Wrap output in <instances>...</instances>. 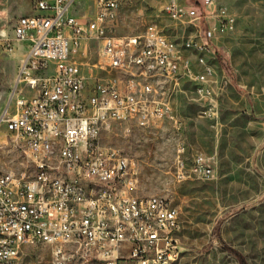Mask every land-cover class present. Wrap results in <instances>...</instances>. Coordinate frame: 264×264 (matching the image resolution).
<instances>
[{"label": "built area", "instance_id": "built-area-1", "mask_svg": "<svg viewBox=\"0 0 264 264\" xmlns=\"http://www.w3.org/2000/svg\"><path fill=\"white\" fill-rule=\"evenodd\" d=\"M129 2L35 0V13L20 17L4 40L22 56L0 127L31 168L0 170V264H20L23 247L34 243L52 246L53 264H166L185 250L178 207L162 195L136 194L135 158L101 139L114 122L177 120L174 98L185 84L200 115L217 119L229 79L210 73V40L236 17L219 0H192L188 8L169 0L171 18L197 27L180 45L153 23L117 33ZM90 41L101 47L95 65L116 75L84 69ZM184 151L180 177L215 176L209 157L199 153L186 166Z\"/></svg>", "mask_w": 264, "mask_h": 264}, {"label": "rangeland", "instance_id": "rangeland-1", "mask_svg": "<svg viewBox=\"0 0 264 264\" xmlns=\"http://www.w3.org/2000/svg\"><path fill=\"white\" fill-rule=\"evenodd\" d=\"M169 0H130L119 12L116 32L137 34L153 23L180 45L197 29L178 22L164 10ZM184 8L192 0H177ZM236 17L232 29L212 31V76L224 74L229 83L221 96L217 120L199 114V105L180 94L175 100L177 120L156 119L147 126L114 122L102 143L121 148L136 160L138 195L168 197L180 211L179 238L185 247L172 264H241L221 239L241 252L249 264H264V0H219ZM35 0H0V114L8 105L22 51L4 44L14 37L19 18L35 13ZM209 32L207 25L202 24ZM100 44L90 41L84 69L102 76ZM218 52L229 62L224 69ZM192 88V87H191ZM193 89V88H192ZM6 125L0 127V170L23 172L24 156L9 144ZM184 156H209L215 176L180 177L179 148ZM52 246L25 245L20 264H53Z\"/></svg>", "mask_w": 264, "mask_h": 264}, {"label": "crops", "instance_id": "crops-1", "mask_svg": "<svg viewBox=\"0 0 264 264\" xmlns=\"http://www.w3.org/2000/svg\"><path fill=\"white\" fill-rule=\"evenodd\" d=\"M21 51H22V49H20ZM213 72V68H212V66L210 65V73H212ZM192 86L191 85H189V84H185V91L184 92H180V93H178L176 96H175V98H174V103H173V105H174V113H175V100H176V98H177V96H179L180 94H185L188 98H190L191 99V97L193 96V91H192V88H191ZM192 100V99H191ZM221 102V101H220ZM199 114H200V106H199ZM220 114V113H219ZM175 115H176V113H175ZM204 117V116H203ZM205 118H207V117H205ZM219 118V117H218ZM217 118V119H218ZM208 119H210V118H208ZM217 119H211V120H217ZM185 152V151H184ZM184 152H182V157L184 158V160H185V162H186V166H189L192 162H193V158L197 155V154H199V153H195V154H192V157L191 158H188V157H185L184 156ZM179 154H180V148H179V153H178V156H179ZM204 155H206V154H204ZM178 156H177V172H178ZM207 156V155H206ZM207 157H209V156H207ZM135 163H136V160H135ZM190 177H193V176H190Z\"/></svg>", "mask_w": 264, "mask_h": 264}, {"label": "trees", "instance_id": "trees-1", "mask_svg": "<svg viewBox=\"0 0 264 264\" xmlns=\"http://www.w3.org/2000/svg\"><path fill=\"white\" fill-rule=\"evenodd\" d=\"M217 56H218V59H219V62H220V64H221V66H222L224 69L229 70V69L231 68V67H230V64H229V62H228V61L222 56V53L218 52ZM221 244H222V246H223L225 249L230 250L231 252H233V253L237 256V258L240 260L241 264H249V263L247 262V260L245 259L244 255H243L241 252H239L238 250H236V249L230 247L229 245H227L222 239H221Z\"/></svg>", "mask_w": 264, "mask_h": 264}, {"label": "bare ground", "instance_id": "bare-ground-1", "mask_svg": "<svg viewBox=\"0 0 264 264\" xmlns=\"http://www.w3.org/2000/svg\"><path fill=\"white\" fill-rule=\"evenodd\" d=\"M161 119H164V118H160V120H161ZM172 263H173V262H170V263H166V264H172Z\"/></svg>", "mask_w": 264, "mask_h": 264}]
</instances>
